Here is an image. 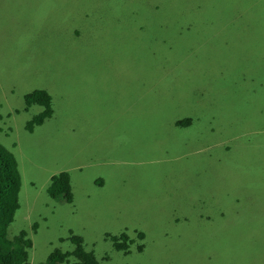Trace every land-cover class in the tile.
I'll use <instances>...</instances> for the list:
<instances>
[{"label":"rangeland","instance_id":"1","mask_svg":"<svg viewBox=\"0 0 264 264\" xmlns=\"http://www.w3.org/2000/svg\"><path fill=\"white\" fill-rule=\"evenodd\" d=\"M99 14L124 23L76 58ZM35 88L54 114L30 131L40 107L16 108ZM0 114L29 264L72 231L100 264H264V0H0ZM62 170L70 202L47 190ZM122 232L127 254L108 236Z\"/></svg>","mask_w":264,"mask_h":264},{"label":"trees","instance_id":"2","mask_svg":"<svg viewBox=\"0 0 264 264\" xmlns=\"http://www.w3.org/2000/svg\"><path fill=\"white\" fill-rule=\"evenodd\" d=\"M43 4L45 7L47 6L45 2ZM108 7H110V4L107 3L103 5L102 9L105 10ZM251 7H254V5L251 4ZM136 17L137 13L131 14L127 18L131 21L130 30L135 34H139L140 27L138 28L134 21ZM60 20L67 23V20ZM97 22L98 24L94 30L90 29L89 22L86 27L74 31L76 40L81 43V47L87 53L83 54L82 51H76V53L81 55L76 58L88 57L94 44L100 47L102 37L108 38V40L114 38L111 29L121 27L124 23L119 26L118 23H111L107 20V17L100 14ZM58 23L59 21L55 22V24ZM47 28L42 29L46 30ZM262 35L263 31H261ZM90 37L97 38V41L89 40L88 38ZM34 105L40 107V110L26 121L25 126L30 131L44 123L46 125L47 122L45 121L54 114L53 96L45 88H35L26 92L24 94V106L23 108H16V112L29 110ZM0 118H2L1 114ZM190 121V118L180 119L177 120V124L188 125ZM227 148H231V145L228 144ZM70 182L71 175L66 170L53 174L47 187L50 196L59 202L72 201L74 195ZM21 187L22 176L18 166V159L14 152L0 141V264H29V249L33 246V240L28 235L27 230L22 229L18 233L10 235V226L15 220L17 210L20 208ZM38 224L37 221L34 222L33 227L38 228ZM108 236H110L116 250L124 251L126 254L129 252V235L127 232H122L120 235L109 234ZM69 239L74 244L71 250L55 248L46 257L45 263L42 262L41 264H100L95 251L86 249L83 236L72 231Z\"/></svg>","mask_w":264,"mask_h":264},{"label":"crops","instance_id":"3","mask_svg":"<svg viewBox=\"0 0 264 264\" xmlns=\"http://www.w3.org/2000/svg\"><path fill=\"white\" fill-rule=\"evenodd\" d=\"M199 123H200V122H199ZM189 126H191V125H189ZM181 156H182V155H181ZM178 158H180V156H179ZM227 171H228V172H233L232 169H228ZM231 181H233V180H229V182L226 183V185L224 186V187H225L224 190L220 193V195H218V196H219V199H218V200H220L223 196H225V194H223V193H228V194H232V193H233V190L230 188V187H232V186H231ZM216 194H217V193H216ZM236 194H237L238 196L234 197V200H235V201H231V202H230V205H231L232 207H233V202H234V204L236 205L237 202L243 204L244 201H245V196H244L243 193H236ZM242 196H244V198H243Z\"/></svg>","mask_w":264,"mask_h":264},{"label":"bare ground","instance_id":"4","mask_svg":"<svg viewBox=\"0 0 264 264\" xmlns=\"http://www.w3.org/2000/svg\"><path fill=\"white\" fill-rule=\"evenodd\" d=\"M112 11V10H111Z\"/></svg>","mask_w":264,"mask_h":264}]
</instances>
